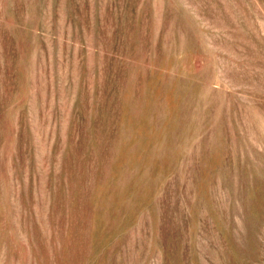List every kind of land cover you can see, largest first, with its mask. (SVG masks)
I'll return each instance as SVG.
<instances>
[{"label": "rangeland", "instance_id": "374dc122", "mask_svg": "<svg viewBox=\"0 0 264 264\" xmlns=\"http://www.w3.org/2000/svg\"><path fill=\"white\" fill-rule=\"evenodd\" d=\"M0 264H264V0H0Z\"/></svg>", "mask_w": 264, "mask_h": 264}]
</instances>
